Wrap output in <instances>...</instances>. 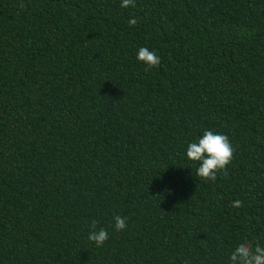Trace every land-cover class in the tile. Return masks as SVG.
<instances>
[{
    "label": "trees",
    "instance_id": "trees-1",
    "mask_svg": "<svg viewBox=\"0 0 264 264\" xmlns=\"http://www.w3.org/2000/svg\"><path fill=\"white\" fill-rule=\"evenodd\" d=\"M135 5L0 0V264H230L241 240L264 246V0ZM205 130L236 149L214 182L186 157Z\"/></svg>",
    "mask_w": 264,
    "mask_h": 264
},
{
    "label": "clouds",
    "instance_id": "clouds-1",
    "mask_svg": "<svg viewBox=\"0 0 264 264\" xmlns=\"http://www.w3.org/2000/svg\"><path fill=\"white\" fill-rule=\"evenodd\" d=\"M135 7V0H121V7ZM19 7L23 9L25 5L20 3ZM129 25H135L136 19L130 18ZM136 58L143 62L146 67L145 71L159 66L161 58L155 51L147 47H140L137 51ZM235 147L229 137L221 132L205 130L202 136L197 140L189 142L186 148V157L190 161L197 162L196 176L205 181H215L217 173L224 171L227 174V165L234 158ZM233 207H241L242 202L235 200L232 202ZM114 228L121 231L127 227L126 218L120 215L114 217ZM97 221L92 220L88 240L95 243L97 247H102L108 239V230L101 227L97 229ZM230 264H264V246L259 242L252 240H241L234 250L230 253Z\"/></svg>",
    "mask_w": 264,
    "mask_h": 264
}]
</instances>
